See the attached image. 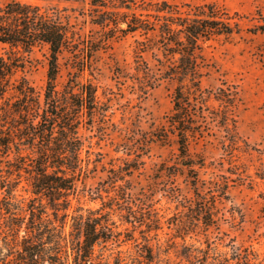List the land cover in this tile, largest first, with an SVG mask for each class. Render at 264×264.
<instances>
[{
  "label": "rangeland",
  "instance_id": "1",
  "mask_svg": "<svg viewBox=\"0 0 264 264\" xmlns=\"http://www.w3.org/2000/svg\"><path fill=\"white\" fill-rule=\"evenodd\" d=\"M21 1L60 9L80 46L107 34L91 21L93 0ZM167 1L215 3L239 24L204 44L201 89L209 109L203 132L190 139L192 157L202 162L195 165L196 185L176 136L167 142L156 136L172 111L176 82L142 86L135 78L139 35L111 37L94 44L82 75L96 85L99 105L80 129L83 162L70 211L109 219L113 235L95 247L106 264H264V0ZM8 49L0 43V55ZM144 57L160 72L156 44ZM48 58V45L36 46L24 72L39 89ZM59 61L62 88L75 70L74 53L65 48Z\"/></svg>",
  "mask_w": 264,
  "mask_h": 264
},
{
  "label": "trees",
  "instance_id": "2",
  "mask_svg": "<svg viewBox=\"0 0 264 264\" xmlns=\"http://www.w3.org/2000/svg\"><path fill=\"white\" fill-rule=\"evenodd\" d=\"M92 5L91 21L107 28V34L83 40L80 46L60 9L21 0L0 2V43L9 46L0 55V264H106L97 258L95 247L112 237L109 219L93 210L70 211L83 162L80 129L93 122L99 105L96 85L82 79L95 43L138 34V82L150 88L164 79L176 82L172 111L156 136L162 142L176 136L195 185L198 180L195 165L202 162L192 157L190 139L203 132L209 109L201 89L208 66L204 44L229 36L238 22L215 3L93 0ZM152 42L162 53L160 72L144 57ZM41 44L49 47L43 89L24 73L30 53ZM65 48L74 53L75 70L59 88V58ZM221 91L231 104L230 92ZM69 217L73 222L68 233ZM147 255L152 261L150 247Z\"/></svg>",
  "mask_w": 264,
  "mask_h": 264
}]
</instances>
